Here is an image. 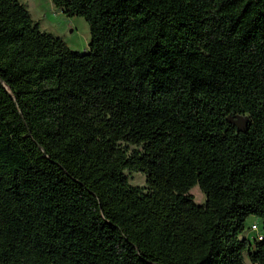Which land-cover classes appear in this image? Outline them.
Returning <instances> with one entry per match:
<instances>
[{"label": "trees", "instance_id": "16d2710c", "mask_svg": "<svg viewBox=\"0 0 264 264\" xmlns=\"http://www.w3.org/2000/svg\"><path fill=\"white\" fill-rule=\"evenodd\" d=\"M52 1L87 51L0 0V264H264V0Z\"/></svg>", "mask_w": 264, "mask_h": 264}, {"label": "rangeland", "instance_id": "374dc122", "mask_svg": "<svg viewBox=\"0 0 264 264\" xmlns=\"http://www.w3.org/2000/svg\"><path fill=\"white\" fill-rule=\"evenodd\" d=\"M21 2L30 10L32 18L40 23L42 30L62 37L73 50L83 52L89 49L90 26L84 17L67 16L61 8L54 5L52 0H21ZM126 172L130 183L133 185H146V175L142 171L127 170ZM190 192L194 195L197 203L205 202L206 195L198 185L192 188ZM254 223H257L260 230L264 231V221L255 215H251L247 219V229L242 234L243 237L248 235L251 240L257 237L258 232L250 229Z\"/></svg>", "mask_w": 264, "mask_h": 264}, {"label": "water", "instance_id": "95a60500", "mask_svg": "<svg viewBox=\"0 0 264 264\" xmlns=\"http://www.w3.org/2000/svg\"><path fill=\"white\" fill-rule=\"evenodd\" d=\"M234 123L238 126V130L245 131L247 128L248 117H240L239 119L235 120Z\"/></svg>", "mask_w": 264, "mask_h": 264}, {"label": "built area", "instance_id": "2783aa9c", "mask_svg": "<svg viewBox=\"0 0 264 264\" xmlns=\"http://www.w3.org/2000/svg\"><path fill=\"white\" fill-rule=\"evenodd\" d=\"M250 229L252 231L258 232L257 238L259 240H263L264 239V231L260 230L259 225L257 223L252 224V226L250 227Z\"/></svg>", "mask_w": 264, "mask_h": 264}, {"label": "crops", "instance_id": "0c3cea01", "mask_svg": "<svg viewBox=\"0 0 264 264\" xmlns=\"http://www.w3.org/2000/svg\"><path fill=\"white\" fill-rule=\"evenodd\" d=\"M247 237H248V235H247Z\"/></svg>", "mask_w": 264, "mask_h": 264}]
</instances>
